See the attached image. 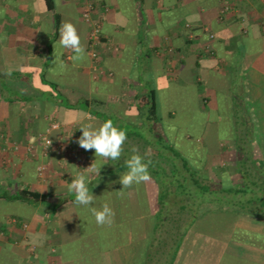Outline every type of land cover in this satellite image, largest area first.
I'll return each instance as SVG.
<instances>
[{"label":"crops","instance_id":"0c3cea01","mask_svg":"<svg viewBox=\"0 0 264 264\" xmlns=\"http://www.w3.org/2000/svg\"><path fill=\"white\" fill-rule=\"evenodd\" d=\"M53 3L54 9L49 10L45 0H0V77L9 75L4 78L8 91L21 97L11 98L0 89V264L58 263V227L68 207L55 213L52 207L72 195L67 185L94 162V150L78 146L76 151L82 152L78 161H69L57 155V148L47 153L41 139L55 140L64 132L78 138L83 123L104 121L88 112H74V122H64L63 108L36 99L33 85L42 88V75L64 88L72 104H78L79 98L104 101L102 111L120 129L126 121L140 124L145 119L143 112L138 115L135 110L139 94L155 91L159 116L167 123L177 115L173 99L185 104L186 94L181 93L191 92L196 107L202 101L218 118L216 122L227 124L209 128L215 137L227 129V137L225 143L217 140L208 154L227 155L228 161L235 160L231 167L237 168L234 123L247 122L253 125V152L264 164V0ZM90 5L102 27L97 50L104 74L98 80L90 73V26L83 20ZM65 22L77 28L85 48L82 60H72L74 53L58 42ZM54 65L61 68L49 70ZM12 73L22 75L13 86ZM175 88L177 95L165 93ZM225 164L222 159L212 169L229 171ZM22 189L48 195L50 205L16 199ZM115 216L118 220L117 210ZM93 261L102 264V256H94Z\"/></svg>","mask_w":264,"mask_h":264},{"label":"trees","instance_id":"16d2710c","mask_svg":"<svg viewBox=\"0 0 264 264\" xmlns=\"http://www.w3.org/2000/svg\"><path fill=\"white\" fill-rule=\"evenodd\" d=\"M45 1L53 10V0ZM49 61L47 58L46 66ZM5 76L0 77L1 91H8L4 78L9 75ZM21 77L12 73V86ZM39 80L44 89L33 85L37 101L63 108L64 122H74V112L115 120L102 111L105 104L99 98H79L78 104H72L64 88L46 81L44 75ZM8 92L11 98L19 97L18 92ZM136 97L135 110L138 115L143 112L145 119L140 124L126 121L121 129L127 133L124 146L132 150L134 143L136 154L151 161L150 179L133 184L131 189H123L119 183L120 175L128 170L126 161L134 154L130 148L119 160L104 164L97 159V166L104 164L99 175L93 173L91 178L83 173L89 177V191L97 197L94 206L99 209L108 203L113 209L112 222L97 225L88 207L74 203L73 194L53 204L54 213L68 207L58 227L57 264H94L97 255L102 256V264L264 263V164L253 152L252 123H234L237 177L221 169L213 179L205 170L210 154L195 163L177 151L175 143H168V126L159 116L155 91ZM16 199L37 205L46 204L49 197L22 189Z\"/></svg>","mask_w":264,"mask_h":264},{"label":"clouds","instance_id":"9594fccd","mask_svg":"<svg viewBox=\"0 0 264 264\" xmlns=\"http://www.w3.org/2000/svg\"><path fill=\"white\" fill-rule=\"evenodd\" d=\"M58 42L62 48L69 49L74 53L71 57L72 60L84 59L85 48L81 43V37L76 26L72 22H65L62 25ZM79 129L82 131V135L77 140L78 145L85 151L94 150L96 157L94 162L85 169L87 173L99 175L102 165L107 164V161H116L121 158L124 144L127 141V133L117 127L112 120L108 119L103 122L89 120V122L83 123ZM132 152L134 154L126 161L128 170L122 173L119 179L123 189L150 179L148 167L151 161L145 162L143 157L136 154L138 153L136 148H133ZM97 159L103 160L105 163L97 166ZM88 179L89 177L84 173H77L67 185L68 192L74 195L76 205L89 208L97 225L110 224L114 216L113 209L108 203H103L99 209L94 206L97 197L89 191Z\"/></svg>","mask_w":264,"mask_h":264},{"label":"rangeland","instance_id":"374dc122","mask_svg":"<svg viewBox=\"0 0 264 264\" xmlns=\"http://www.w3.org/2000/svg\"><path fill=\"white\" fill-rule=\"evenodd\" d=\"M50 62V61H49ZM52 68H58L61 67L58 65H54L49 67V70H52ZM167 95L174 96L177 95V89L171 90L170 92H165ZM186 94V102H178V100L173 99L172 101V110L177 111V115L172 119L168 120L166 126V134L168 135L167 141L171 145L175 143L177 147V151L182 153L186 158L189 160H192L195 163H200L202 161H205L207 159V153H209V150L213 149L215 145V142H218L217 140H221V142H226L224 137H227V129L221 130L219 135L215 137V133L211 130V126H220L225 128L227 124L225 121L222 122H216V117L214 116V113L211 115L209 112V106L205 107L203 106L202 101H198L201 107H196L193 97V93L187 92V93H181ZM199 105V106H200ZM201 108V109H200ZM162 111L165 109V106L161 105ZM223 116H221L219 119H223ZM218 120V121H220ZM218 123V125H217ZM236 131V129H235ZM190 138V140L188 139ZM75 139V140H73ZM175 139V140H174ZM78 138L72 133L68 137L66 133L58 134L55 140L53 141V145L51 147L57 148L59 152L57 155H60V157H65L66 160H72L75 162L78 161L77 157H80V152L76 151L78 148L77 143ZM43 148L45 146L44 142ZM57 146V147H56ZM191 146H194V149L191 148ZM50 147V148H51ZM132 148H136L134 143L131 144ZM50 148L46 149L47 153H50ZM130 148V147H129ZM139 148V147H138ZM72 149H74L72 151ZM202 153V154H201ZM69 158V159H68ZM230 157L227 155L222 156H216V155H209L207 159V168L205 169L206 176L209 178H216V175L219 173L218 170H213L212 167L216 166L218 161L223 163H226L225 167L228 168L229 171H227L229 174H231L234 178H236V168L231 167L232 164L235 163V160H230ZM80 159V158H79ZM69 160V161H70ZM231 163L230 165H227ZM86 169V168H85ZM225 169V168H224ZM45 172V171H44ZM58 172L52 173V179L54 180L57 177Z\"/></svg>","mask_w":264,"mask_h":264},{"label":"built area","instance_id":"2783aa9c","mask_svg":"<svg viewBox=\"0 0 264 264\" xmlns=\"http://www.w3.org/2000/svg\"><path fill=\"white\" fill-rule=\"evenodd\" d=\"M84 22L90 26V34H89V56L92 61V66L90 67V73L94 80H98L104 72L100 70V54L97 48L102 43L101 35H102V27L101 22L94 19V8L90 5L83 13ZM213 38V36H211ZM111 76V74H108ZM57 125L53 126V129H57ZM45 144V149L50 148L53 145V141L48 138H42ZM75 140V139H73ZM51 141V144H50ZM42 169H40V172Z\"/></svg>","mask_w":264,"mask_h":264}]
</instances>
